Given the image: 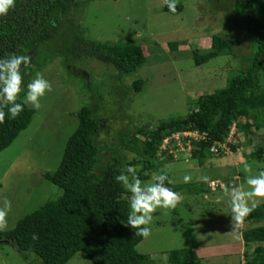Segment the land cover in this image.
I'll return each mask as SVG.
<instances>
[{
    "label": "rangeland",
    "instance_id": "rangeland-1",
    "mask_svg": "<svg viewBox=\"0 0 264 264\" xmlns=\"http://www.w3.org/2000/svg\"><path fill=\"white\" fill-rule=\"evenodd\" d=\"M232 1L220 0L218 4L214 0L210 3L178 0L182 11L173 15L162 10L163 0H91L59 18L56 29L65 30L71 23L88 39L133 41L141 46L146 60L133 76L120 81L125 88L123 91L112 94L114 86L111 93L106 94L103 91L115 83L110 76L114 73L110 68L112 65L94 57L76 58L70 52H64L63 44L70 40L67 39L68 33H58L55 29L54 36L50 34L40 46V52L35 50L28 55L31 60L50 57L58 51L59 45L66 57L62 60V57L53 56L42 67H31L26 86L39 72L50 82L52 90L40 98L39 109L25 104L34 110L28 126L0 152V201L7 198L11 202L5 230L11 229L17 220L43 202L60 194V190L45 181L41 174L57 168L64 144L77 125L75 113L81 106L97 107L98 114H102L101 123L105 125L97 138L114 143L113 137L129 127L134 131L184 116L197 96L223 86L225 76L239 72L243 64L239 58L248 56L250 47L235 30L230 29L223 13L225 5ZM214 33H231V37L237 40L234 56H221L202 66H194L191 51L204 53L209 47V36ZM170 42L177 44L175 51H169ZM133 77L144 81L137 93L130 89ZM24 98L25 95L21 98L23 102ZM137 138L141 139L140 136ZM226 139L234 144L233 152L227 146L221 147L224 148L222 155L209 151L210 154L200 162L188 158L185 146L174 138L165 146V156L160 155L161 146L158 158L150 159L156 172L169 175L173 181V188H169L181 197L174 209L158 208L152 214L153 220L148 225L151 235L135 247L139 254L148 257L151 264H166L171 250L187 251L189 257L199 264H244L250 256L254 245L244 248L240 232L264 222L243 221L235 226L228 198L221 200L218 197L225 185L247 189L248 176L264 171V127L247 136L234 133ZM257 148L262 150L259 158L253 154ZM122 153L127 161L139 157ZM134 166L139 178L145 182L155 172L142 170L140 164ZM246 168L251 171H245ZM185 175H190L192 180L185 183ZM0 244V264L39 262L34 254H28L25 259L8 244ZM66 264L91 263L84 254L77 253Z\"/></svg>",
    "mask_w": 264,
    "mask_h": 264
},
{
    "label": "trees",
    "instance_id": "trees-1",
    "mask_svg": "<svg viewBox=\"0 0 264 264\" xmlns=\"http://www.w3.org/2000/svg\"><path fill=\"white\" fill-rule=\"evenodd\" d=\"M88 1L91 0H15V6L8 14L0 16V59L11 54L40 52L45 39L54 32L56 24H60L59 18ZM205 1L210 3L211 0ZM225 8L223 13L230 29L235 30L250 47L249 55L239 58V62L243 63L239 72L225 76L223 86L197 96L184 116L134 131L129 127L113 137L114 143L97 138L105 128L97 107L89 104L81 106L75 113L77 125L64 144L57 168L51 173L41 174L45 181L60 190V194L24 215L11 229L0 231V241H5L3 244L11 246L25 259L28 254H34L39 258L36 264H66L77 253L84 254L91 264H151L146 255L135 250L143 238L136 236V230L127 226L130 212L127 197L130 193L116 182L115 176L123 168L137 164L142 170L156 172L150 159L158 158L162 140L176 132L196 131L205 135L202 140L190 142L188 158L200 162L210 154L211 147L215 149L211 153L222 155L217 145L225 143L232 124L235 134L245 136L264 127V0H233ZM162 10L169 12L165 4ZM181 11L182 6L178 2L176 12L169 13L175 15ZM56 30L68 33L67 39L70 40L63 44L64 52H70L76 58L94 57L112 65L113 68H110L114 73L110 76L115 85L103 91L106 94L111 93L114 86L112 94L117 90L123 91L125 88L120 81L133 76L137 68L145 63L141 46L133 41L100 42L88 39L71 23L65 30ZM230 34H211L209 47L204 53L191 51L193 65L202 66L221 56H234L233 48L237 40ZM176 46L175 42H170L169 51H175ZM59 47L52 56H42L39 60H31L28 67L22 66L24 86L17 102L23 105V111L12 119L5 109V120L0 123V152L28 126L34 114V110L21 100L26 93L31 67L40 68L53 56L64 60L66 56ZM143 82L141 78L133 77L131 91L139 92ZM225 144L234 151V144ZM122 151L139 157L127 161ZM165 152L161 151L160 155L165 156ZM253 154L259 158L262 150L257 148ZM166 186L172 187L167 182ZM202 189L205 191V186ZM244 222H264V203L245 217ZM33 233L38 234L37 240L32 239ZM240 240L244 248L254 245L244 264H264V224L241 230ZM166 264L199 263L189 257L187 251L171 250Z\"/></svg>",
    "mask_w": 264,
    "mask_h": 264
},
{
    "label": "clouds",
    "instance_id": "clouds-1",
    "mask_svg": "<svg viewBox=\"0 0 264 264\" xmlns=\"http://www.w3.org/2000/svg\"><path fill=\"white\" fill-rule=\"evenodd\" d=\"M163 2L169 12H176L178 0H163ZM14 6L15 0H0V16L7 15ZM30 62L31 57L28 55L11 54L7 58L0 59V123L5 120V109L12 119L23 111V105L17 102L23 90L21 67H28ZM51 90L50 82L41 73H36L35 78L26 86L24 104H31L35 109H39L40 98ZM212 148L214 147H211L210 151L214 153ZM245 171L250 172L251 169L246 168ZM183 179L185 183H188L192 177L185 175ZM203 179L207 180L206 177ZM115 180L130 193L127 226L136 230V236L145 239L151 235V228L148 225L153 220L152 214L158 208L174 209L181 199L179 193L166 186V182L171 184L173 181L163 171L152 173L150 180L145 182L137 175L135 166H127L115 176ZM246 184L247 189L243 186L225 185L222 195L218 197L221 200L228 198L231 219L235 226L243 223L245 217L264 203V171H260L257 175H249ZM10 210L11 202L7 198L0 201V231L7 228V216ZM38 238V234L33 233L32 239Z\"/></svg>",
    "mask_w": 264,
    "mask_h": 264
},
{
    "label": "built area",
    "instance_id": "built-area-1",
    "mask_svg": "<svg viewBox=\"0 0 264 264\" xmlns=\"http://www.w3.org/2000/svg\"><path fill=\"white\" fill-rule=\"evenodd\" d=\"M235 133L234 131V124H232L229 132H228V135L227 137H232L233 134ZM182 136V139H179V137ZM205 137V135L203 133H197L196 131H191V132H177V133H173L171 134L169 137H166L162 140L161 142V145L159 146V150H160V147L162 148L163 151L167 150V149H164L166 145H168L170 142L173 141V138L175 141H178V143L180 144V142H182L181 145L185 146V148L187 149L188 152H190L191 150V145H190V142L191 141H199V140H202L203 138ZM176 138V139H175ZM229 142V139H226V142ZM217 147H219L221 149V151L224 150V148L226 147V144L225 143H222V144H219L217 145ZM221 147H224V148H221ZM215 149L212 148V151H214ZM189 156V155H188Z\"/></svg>",
    "mask_w": 264,
    "mask_h": 264
},
{
    "label": "water",
    "instance_id": "water-1",
    "mask_svg": "<svg viewBox=\"0 0 264 264\" xmlns=\"http://www.w3.org/2000/svg\"><path fill=\"white\" fill-rule=\"evenodd\" d=\"M5 241H0V243H4Z\"/></svg>",
    "mask_w": 264,
    "mask_h": 264
},
{
    "label": "crops",
    "instance_id": "crops-1",
    "mask_svg": "<svg viewBox=\"0 0 264 264\" xmlns=\"http://www.w3.org/2000/svg\"><path fill=\"white\" fill-rule=\"evenodd\" d=\"M211 181L215 182L214 180H211ZM241 245H242V243H241Z\"/></svg>",
    "mask_w": 264,
    "mask_h": 264
}]
</instances>
